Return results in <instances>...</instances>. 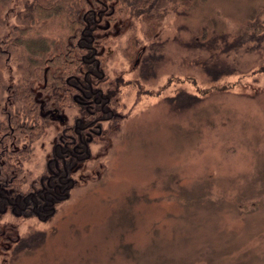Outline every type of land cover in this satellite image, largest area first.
I'll return each mask as SVG.
<instances>
[{"label": "rangeland", "instance_id": "obj_1", "mask_svg": "<svg viewBox=\"0 0 264 264\" xmlns=\"http://www.w3.org/2000/svg\"><path fill=\"white\" fill-rule=\"evenodd\" d=\"M20 4L0 0V35ZM169 10L149 30L125 14L105 44V70L123 81L117 127L91 148L94 178L78 182L49 222H25V247H10L8 264H264V63L246 44L228 58L213 46L251 20L264 24V0H191ZM155 43L157 73L143 77L134 51ZM12 52L16 75L23 52ZM208 58L233 60L237 71L213 80ZM54 135L33 144L24 165L32 175Z\"/></svg>", "mask_w": 264, "mask_h": 264}, {"label": "flooded vegetation", "instance_id": "obj_2", "mask_svg": "<svg viewBox=\"0 0 264 264\" xmlns=\"http://www.w3.org/2000/svg\"><path fill=\"white\" fill-rule=\"evenodd\" d=\"M26 1L21 0L20 5ZM10 13L13 12L9 11L4 19L6 27L0 35V56L7 66L0 88V264H8L10 247L11 251L13 245L19 250L25 247L26 239L19 231L26 221L49 222L70 199L78 182L85 185L94 178L95 168L86 164L91 161L92 146L117 127L123 84L106 72L105 56L111 50L107 54L105 49L103 60L95 63L96 70L91 66L84 74L71 73L67 77L61 101L55 100L56 80L48 78L47 65L41 80L39 73L32 72L30 53L23 46H18L23 52L22 66L17 67L16 75H11L9 63L15 48L11 29L16 27L9 26ZM146 48L137 49V66ZM47 86L49 89L43 90ZM52 132L55 139L46 162L41 171L32 175L24 165L33 144ZM42 146L45 145L39 143Z\"/></svg>", "mask_w": 264, "mask_h": 264}, {"label": "trees", "instance_id": "obj_3", "mask_svg": "<svg viewBox=\"0 0 264 264\" xmlns=\"http://www.w3.org/2000/svg\"><path fill=\"white\" fill-rule=\"evenodd\" d=\"M190 3L191 0H27L18 8L11 41L13 47L23 46L29 51L32 72L39 73L41 80L47 65L48 78L56 80L55 100L61 101L60 94L71 73L84 74L91 66L96 70V61L103 60L105 44H112L118 35L116 30L124 28L125 14L140 17L148 30L155 29L161 25L170 8L186 10ZM241 30L221 47L218 39H214V48L220 49L228 58L232 52L236 57L246 44L247 49L256 52L264 63V24L257 18ZM161 49L162 43L150 44L142 55L143 77L149 72L151 75L157 73L161 59L157 51ZM208 62H212L209 67L206 66ZM204 63L203 70L213 80L237 71L233 60L208 58ZM48 89L49 86L43 88L45 91Z\"/></svg>", "mask_w": 264, "mask_h": 264}]
</instances>
